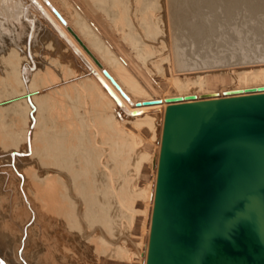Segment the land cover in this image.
<instances>
[{"label":"bare ground","instance_id":"1","mask_svg":"<svg viewBox=\"0 0 264 264\" xmlns=\"http://www.w3.org/2000/svg\"><path fill=\"white\" fill-rule=\"evenodd\" d=\"M0 1L57 54L40 35L28 78L40 43H0V264H147L169 108L264 95V57L184 45L243 12L261 31L264 0Z\"/></svg>","mask_w":264,"mask_h":264},{"label":"water","instance_id":"2","mask_svg":"<svg viewBox=\"0 0 264 264\" xmlns=\"http://www.w3.org/2000/svg\"><path fill=\"white\" fill-rule=\"evenodd\" d=\"M185 107L168 110L147 264H264V95Z\"/></svg>","mask_w":264,"mask_h":264},{"label":"rangeland","instance_id":"3","mask_svg":"<svg viewBox=\"0 0 264 264\" xmlns=\"http://www.w3.org/2000/svg\"><path fill=\"white\" fill-rule=\"evenodd\" d=\"M1 2H2V4H1ZM0 5H1V7H0V14H1L0 15V43L4 40L1 44H4V42L7 41V42H10L13 45H17V43L19 41H21L23 38L29 39L28 41H29V44H30L31 35H32L31 40L33 39L32 40L33 41L32 42L33 44L34 43L35 44L36 43L38 44V42L40 43V41H41L40 40V35H42V42H44V45H45V42H47L49 40L45 36L47 33L45 34L44 31L41 30V33L40 34H37L35 32L34 25H32L27 19H25L23 17L21 18V15L18 17V19L21 18L22 21L20 19L19 20L15 19V16H13L11 13H9V10L7 9V6H5V3H3V1H0ZM16 18H17V16H16ZM210 22H211V20L209 19V23H208L209 25H211ZM260 24L261 23L259 22L258 18H255L254 15L245 14L244 12L240 16H238L235 20H233V21H229V20H227L225 18H222V17L219 18V19L216 18L213 21V27L214 28H212V30L210 31V34H209L208 38H206V40L204 41V43H202V45L201 44H197V43H189L188 42L189 40H185V41L188 42L186 45H184V47L188 50L187 51L188 52V58L191 57V58H189V60H192V61H194V60L195 61H202V60L209 61V59H210V61L211 60L214 61L217 58L218 59H222V61L219 62V63H221V64L222 63L223 64L226 63L227 65H230V66L224 65L225 67H222L226 71H228V70L229 71H234L237 68V71L242 72L243 71L242 66L241 67L238 66V64L236 62L239 61L238 56H243L244 55L243 54L244 53L243 52V49H244V51L246 53L245 55L248 54L246 56L248 58V59L246 58L247 61H251V60L252 61H258L259 58L263 59L262 57H264V37H263L264 36V28L261 29V31H256V26L257 25H260ZM18 26H19V28H17ZM218 26H219V28H218ZM233 26H237V29L238 30L235 27H234V29H231ZM240 27H241V29H240ZM245 28H247V29H245ZM233 30H236V34H237L238 31H241V35H240L241 36V38H240L241 39L240 40L241 43H240V45H239V42L240 41L237 40L240 37L239 36V33H238V36H237V35H235V31H233ZM20 33H21V35H20ZM34 34H36V35H34ZM226 35H228V37ZM11 39H12V42H11ZM51 40H52V38H51ZM247 41H249V43ZM255 43H259L258 44V47H257V45ZM1 44H0V48H1ZM11 44H9V45H11ZM47 45H45L47 47V49H41V48H43V45L40 43L38 49H36L35 47H33L36 50L31 49V51H29L30 60H31L30 63H34V62H37V63H34L35 65L34 64H30L29 65V66L32 65L31 66L32 69H29L28 70V73L30 72L29 74H27L28 75V78H30L31 75H32V73H35L38 70L39 66H40V64H39L40 61H38L39 58H37V55H39L36 52L37 50H40L41 49L40 52H42L44 55L47 53L46 55L48 57L56 56L57 55L56 54V51H55V47L54 48L52 47L53 46V43H52V46H50V45L47 46ZM191 45H192L193 49H191L192 48ZM215 45H216V47H215ZM245 45H247V47ZM54 46H55V44H54ZM48 48L49 49L51 48V49L49 50ZM211 51L213 52V55H211L212 54ZM230 51H231V53H230ZM232 51H233V54H232ZM34 52H35V54L37 53V55H36V59L37 60L35 59V57H33L34 56L33 55ZM231 55H234L235 56V57H233L234 58L233 63L230 62L232 60L231 59V57H232ZM31 56L33 58H31ZM232 64H235L238 67H235ZM34 67H36V69ZM226 67H228V68H226ZM230 67L231 68L235 67V68H233L231 70ZM33 69H35L36 71L33 70ZM158 91H156V92H158ZM159 92H158V94H160L162 91L160 93ZM166 92L167 91H163L162 94H164ZM0 191L2 192L1 184H0ZM124 241H126V239ZM124 241H123V243H125ZM128 241H130V240L127 239V241H126L127 245H125V246H127L130 249L129 245L131 243L128 242ZM128 243H130V244H128ZM130 246L131 247H134L133 245H130Z\"/></svg>","mask_w":264,"mask_h":264}]
</instances>
